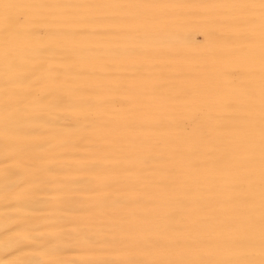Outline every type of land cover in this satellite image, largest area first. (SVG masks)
Here are the masks:
<instances>
[{
	"label": "bare ground",
	"instance_id": "1",
	"mask_svg": "<svg viewBox=\"0 0 264 264\" xmlns=\"http://www.w3.org/2000/svg\"><path fill=\"white\" fill-rule=\"evenodd\" d=\"M0 264H264V0H0Z\"/></svg>",
	"mask_w": 264,
	"mask_h": 264
}]
</instances>
